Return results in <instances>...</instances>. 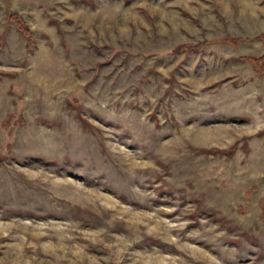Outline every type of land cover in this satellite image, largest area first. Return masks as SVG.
Returning <instances> with one entry per match:
<instances>
[{"label":"rangeland","instance_id":"rangeland-1","mask_svg":"<svg viewBox=\"0 0 264 264\" xmlns=\"http://www.w3.org/2000/svg\"><path fill=\"white\" fill-rule=\"evenodd\" d=\"M249 56L264 0H0V264H264Z\"/></svg>","mask_w":264,"mask_h":264},{"label":"trees","instance_id":"trees-1","mask_svg":"<svg viewBox=\"0 0 264 264\" xmlns=\"http://www.w3.org/2000/svg\"><path fill=\"white\" fill-rule=\"evenodd\" d=\"M11 18L13 20H15V21L17 20V18L14 15H11ZM18 26H19L18 27L19 28V31L21 33L26 34V36H28V34H29L28 29L26 27H24L21 22H18ZM230 40H235V39L234 38H231ZM248 60H250L253 63V65L255 66V68L257 69L258 72L264 73V62H263V60L261 58L249 56L248 57Z\"/></svg>","mask_w":264,"mask_h":264}]
</instances>
